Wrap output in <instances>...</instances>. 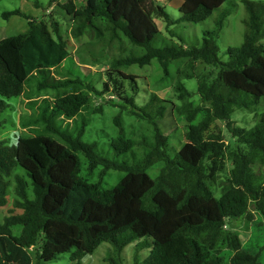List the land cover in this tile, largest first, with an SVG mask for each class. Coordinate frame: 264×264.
<instances>
[{"label": "trees", "instance_id": "obj_1", "mask_svg": "<svg viewBox=\"0 0 264 264\" xmlns=\"http://www.w3.org/2000/svg\"><path fill=\"white\" fill-rule=\"evenodd\" d=\"M230 1L182 0L177 19L158 0H86L80 6L69 0L62 5L76 41L99 40L112 25L115 33L143 50L139 56L115 58L106 73L111 92L122 104L114 106L150 123L153 141L128 138L118 115V134L111 140L116 159L83 140L93 93L110 91L105 82L101 93L89 78H81V71L65 65L72 54L61 24L52 15L39 21L20 9L2 13L5 20L26 19L28 29L0 41V127L12 109L8 101L25 97L34 112L31 123L42 128L20 137L14 146L0 141V213L11 196L14 210L21 211L0 221V264H48L65 253L79 264L103 243L114 246L111 264H123L121 253L136 242L134 264H262L227 226L244 217L252 221L255 213L264 219V112L252 128L232 120L234 112L253 111L264 98V1L243 0L244 40L227 49L224 61L218 40L231 15L224 8ZM59 2L49 0V6ZM34 5L40 7L38 1ZM156 19L166 24V34ZM204 23L202 36L189 34V25ZM153 60L166 75L173 61H187L191 69L200 64L218 70L184 75L198 79L201 104L194 107L190 92L179 85L183 104L173 111L184 115L187 124L185 142L175 155L169 153V137L157 123L173 103L153 93L139 107L138 76L121 70ZM125 80L135 85L134 93L126 89ZM48 90L56 93L53 99H33L35 92ZM95 112L102 113L103 107ZM139 143L146 147L143 158L134 164L124 160L130 153L136 155ZM80 154L90 172L102 167L97 182L82 176ZM159 162L163 166L153 179L147 171ZM111 170L126 175L114 188L105 189L103 179ZM225 172L224 184L218 186ZM37 245L34 261L29 250ZM147 248L149 255L140 260Z\"/></svg>", "mask_w": 264, "mask_h": 264}, {"label": "rangeland", "instance_id": "obj_2", "mask_svg": "<svg viewBox=\"0 0 264 264\" xmlns=\"http://www.w3.org/2000/svg\"><path fill=\"white\" fill-rule=\"evenodd\" d=\"M35 1L39 2L40 7L34 5ZM68 1L69 0H60L59 4H53L50 7L49 0H0V41L17 36L28 29V21L22 17L13 16L9 20L3 19L2 13L7 11L20 9L23 13L39 21L49 20L52 15L61 24V32L64 38L69 41V51L72 54L71 58L65 62V65H67L68 68L70 67V70L73 69L71 67H74V71H81L83 73L81 78L86 77L87 80L89 78V82L101 93L104 92L105 82L109 87L108 91H110L104 93V95L93 93V107H103V112L96 113L95 108L92 107L90 113L85 114L91 122L83 140L88 143H96L98 153L110 159H116L111 140L118 134L119 129L115 122V117L118 115H121L120 121L128 138L138 142L146 141L147 143H151L153 141L154 127L150 123L133 115L129 110H123L118 106H114L119 103L121 104V101L115 93L111 92L114 91V88L111 81L108 80L109 74L106 73L111 69L110 64L115 58L130 56L132 54L139 56L143 54V50L133 47L124 36L121 37L119 34L115 33L112 25H108L105 35L99 40L89 41L88 37H83L81 41H76L71 34L72 26L70 17L62 8V5ZM249 1L261 2L264 0ZM75 2L80 6L83 5L86 0H75ZM158 2L167 9V12L172 17L177 19L181 16L179 7L182 4V0H158ZM224 8L228 9L231 15L225 22L218 44L220 47V56L224 61H227V49L229 47L240 46L243 43L245 30L243 19L245 17V10L243 0L227 2L224 4ZM156 23L163 34H166V24L163 20L156 19ZM189 27V29L192 30L189 31V34L194 33L200 36H202L203 32L207 29L205 23L196 26L189 25ZM167 37L170 36L167 35ZM160 43L161 45L163 44L162 41H160ZM170 66L169 75L164 73L157 60H153L150 65L144 67L132 65L121 70L127 74L138 76L137 84L139 87V94L136 97V104L139 107L146 105L153 93L173 103L174 106L169 107L165 118L157 123L164 135L169 137V153L175 155L185 142V127L187 124L184 115H176L173 111L176 105L181 106L183 104V101L179 98V85L184 84L185 88L190 92L191 97L189 100L193 102L192 104L194 107L195 105L201 104V99L198 94V79H185L183 78L184 75L194 74L197 76L204 72L212 71L217 73L218 70L214 69V67L200 64H195L193 69H191L187 61H173ZM124 84L129 93H134L132 88L135 85L132 84L131 80H125ZM32 86H35V84H32ZM35 93L33 99H53L56 94L50 90L37 95ZM1 99L2 97L0 96V100ZM27 101L25 97H19L8 101L12 109H9L4 115V117H6V122L0 127V141L5 140L10 145L14 146L17 144L20 137L29 136L33 129L42 128L40 124L34 127L33 123H31L34 112L27 107ZM263 112L264 98L261 105L256 107L253 111L237 110L234 112L232 120L236 121L237 126L241 128H252L256 125L259 116ZM200 120L201 116L196 122ZM221 125L224 127L223 123ZM227 140H230L228 136ZM134 152L136 155L132 156L130 153L128 156L124 157V160L130 161L129 163L131 164L136 163L137 159L143 158L142 156L144 155L143 153L146 152V147H143V145L139 143L138 148L136 147ZM80 158L82 161V176L90 182H97L102 167H98L95 171L90 172L88 170L89 164L84 161L85 158L82 154H80ZM162 166L163 163L159 162L152 166L147 172L155 179ZM228 167L230 168L231 165ZM227 172L223 173L221 176V180L218 181V186L224 184L228 175ZM125 175L126 173L120 171H109L103 179V188H114ZM13 199V196H11L9 204L2 209L0 221H2L4 217L10 215L12 211H15ZM14 213H21V211L16 210ZM227 230L235 231L242 239L244 249L252 254H258L259 261L264 264V219L260 214L255 213L252 221L247 217L230 221ZM14 232L16 235H19L20 229L16 228ZM144 240L149 241V239ZM136 245L137 242L127 246L121 253L120 260L123 264H134L136 259ZM39 248L40 245H37L29 250L34 261H36ZM149 253V248L144 249L140 253L139 259L144 260ZM114 258V246L111 243H103L94 254L82 258L79 264H111ZM48 264L75 263L71 261V253H65L60 255L58 260L49 262Z\"/></svg>", "mask_w": 264, "mask_h": 264}]
</instances>
